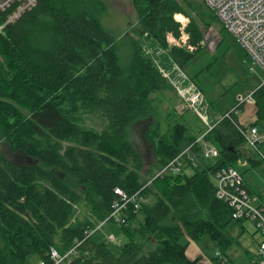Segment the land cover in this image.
Wrapping results in <instances>:
<instances>
[{
  "label": "trees",
  "instance_id": "16d2710c",
  "mask_svg": "<svg viewBox=\"0 0 264 264\" xmlns=\"http://www.w3.org/2000/svg\"><path fill=\"white\" fill-rule=\"evenodd\" d=\"M21 3L0 10V135L33 161L17 165L0 148V264H31L33 253L53 264L52 247L60 254L75 248L67 264H198L186 250L204 235L219 249L215 263L242 247L247 219L233 217L213 179L244 158L262 163L246 151L235 108L205 136L219 151L212 159L193 144L197 136L185 123L164 127L157 120L147 131L154 162L145 169L130 126L158 116L156 97L170 86L153 59L131 38L132 63L123 68L118 36L92 12L102 0H35L13 18ZM132 3L139 32L182 66L206 45L192 0ZM253 94L257 125L264 82ZM192 144L193 165L155 177ZM116 188L144 197L138 211L126 210L127 241L117 243L118 253L88 235L111 211Z\"/></svg>",
  "mask_w": 264,
  "mask_h": 264
},
{
  "label": "rangeland",
  "instance_id": "374dc122",
  "mask_svg": "<svg viewBox=\"0 0 264 264\" xmlns=\"http://www.w3.org/2000/svg\"><path fill=\"white\" fill-rule=\"evenodd\" d=\"M23 1V4L27 3V0ZM102 1L105 5L103 7H92V12L108 31L118 36L121 48L120 60L124 69L128 70L132 63L131 38L141 43L145 53L153 59L159 69L171 67V56H169L168 52L157 44L151 43L145 38L144 34L139 32L137 16L132 0ZM192 1L194 5L197 6V9L196 13L191 12V14L195 16L198 21L202 19V21L199 22L201 27L206 30L207 39L206 45L182 67L187 75L195 78L203 89L208 101L210 115L211 111L216 115L224 114L237 105L235 99L237 94L245 96L249 93L250 89L254 90L264 82V72L260 69L251 71L248 68L252 63V58L247 55L236 37L224 27L222 20L212 11L204 0ZM177 16L182 17L180 21H182L183 24L187 23V17L182 14H178ZM183 39H186L185 36ZM170 41L171 43H179L176 39L172 38ZM170 86L156 97L157 100H159V115H151L147 118L138 120L130 126L132 142L143 155L145 169L150 168L154 162L152 145L146 138V132L156 124L157 120L163 122L164 127L168 125L171 126L175 122L181 121L194 130L201 126L204 128V124L200 118L189 110L185 102L181 100ZM241 112L242 110L239 111L238 115H240ZM248 113H251V111H247L246 114ZM249 120L250 123L248 124L255 123L257 120L256 114L251 115ZM90 124L93 126L95 125L94 122L91 121ZM257 126L260 131H263L264 120L259 121ZM0 148L17 164L28 162V157H26L22 151L14 150L11 144L1 135ZM246 148L250 149L248 146H246ZM244 161L245 160H241L237 162L235 167L242 173L244 182L247 183L255 193L260 194L261 201H264V162L253 166L250 163L247 164V159L246 164ZM156 170L158 169L156 168ZM62 175L64 174L62 173ZM213 179L215 181V177H213ZM68 180L72 185L75 184L77 189L80 188L73 178L70 177ZM245 225L246 230L240 239L242 247L235 245L229 251L228 255L222 256L224 260L216 264H250L249 258L251 256L249 255L251 253L257 258L258 255L254 253H256V249L262 237L257 233L258 231H256V227L252 220L247 219ZM110 235H114L117 242L124 243L127 241L121 224L117 221H105L100 228H97L93 232V236L96 240H106L110 248L118 253L119 247L117 242L107 240V237ZM209 242H212L209 236L204 235L200 239L199 245L209 252L214 253L216 251L215 249L207 247ZM208 255L211 258L215 256V253L214 255ZM28 259L31 264L39 263V256L35 253L31 254ZM60 264H67V262L63 261Z\"/></svg>",
  "mask_w": 264,
  "mask_h": 264
},
{
  "label": "built area",
  "instance_id": "2783aa9c",
  "mask_svg": "<svg viewBox=\"0 0 264 264\" xmlns=\"http://www.w3.org/2000/svg\"><path fill=\"white\" fill-rule=\"evenodd\" d=\"M13 1H22L13 18L18 16L26 8L35 4V0H0V10H4ZM212 11L222 20L224 27L231 32L248 56L252 58L249 66L251 71L260 69L264 72V0H204ZM162 75L169 81L177 95L185 102L186 106L194 111L204 124V130L200 132L193 144L202 145V155L207 159L216 158L219 155L218 148L205 140V136L225 118L231 117V112L216 115L213 119L209 112L208 101L204 91L197 81L187 75L181 64L171 59V67L160 69ZM254 90H250L245 96L239 94L236 98L237 105L234 107L238 115L241 106L254 102ZM239 107V108H238ZM233 108V109H234ZM237 109V110H236ZM232 110V109H231ZM239 133L245 139L246 145L264 162V130L260 131L257 125L241 123L234 120ZM188 145L173 160L159 169L155 177L166 173H179L188 162L193 161L195 155L193 146ZM192 164V162H191ZM193 165V164H192ZM217 196L221 198L233 210V217L252 220L256 230L262 237L258 245L257 254L260 256L258 264H264V205L259 203V198L250 193L244 182L242 173L235 166L220 168L214 175ZM151 182V181H150ZM119 194L118 199L113 203L111 211L104 220L88 232L93 234L94 230L100 228L105 221H117L120 224L126 222V210L132 208L138 211L144 201L140 193L130 194L123 189L116 188ZM107 240L117 242L114 235L107 237ZM81 241H78L80 244ZM120 244L119 242H117ZM75 248L60 254L55 248H51L53 264H60L69 258ZM215 255L220 256L217 252ZM224 260V259H223ZM40 264H47L41 260Z\"/></svg>",
  "mask_w": 264,
  "mask_h": 264
},
{
  "label": "crops",
  "instance_id": "0c3cea01",
  "mask_svg": "<svg viewBox=\"0 0 264 264\" xmlns=\"http://www.w3.org/2000/svg\"><path fill=\"white\" fill-rule=\"evenodd\" d=\"M177 16V15H176ZM175 39V38H173L172 36H170L169 37V40L170 39ZM206 39H207V37H206ZM206 39H205V41H206ZM177 40V39H176ZM171 42V41H170ZM157 57V56H156ZM168 60H169V58H168ZM196 80V79H195ZM197 81V80H196ZM198 83V82H197ZM199 84V83H198ZM200 85V84H199ZM172 87V86H171ZM201 87V86H200ZM172 89H173V87H172ZM174 90V89H173ZM203 90V89H202ZM250 90H253V89H250ZM174 92H175V90H174ZM176 93V92H175ZM239 94H237V96H238ZM237 98V97H236ZM235 98V99H236ZM191 112H194V111H192L191 109H189ZM247 111H251V113H248V114H246L247 113ZM195 113V112H194ZM196 114V113H195ZM242 114V115H241ZM241 116L240 115H238L237 116V119L241 122V123H245V124H248V123H250V116L251 115H255L256 114V106H255V104L254 103H246L244 106H243V108H242V112H241ZM197 115V114H196ZM215 116H216V114H214V113H212V111H211V117L212 118H215ZM188 126V125H187ZM150 129V128H149ZM148 129V130H149ZM147 130V131H148ZM191 131H193L195 134H196V136H198L199 135V133L201 132V131H203L204 130V128H203V126H201V127H199L198 129H196V130H194V129H190ZM130 138H131V133H130ZM146 138H147V132H146ZM147 140H148V138H147ZM131 141H132V139H131ZM149 141V140H148ZM134 144V143H133ZM152 145V144H151ZM247 146V145H246ZM136 147V146H135ZM152 149H153V145H152ZM138 150V149H137ZM139 151V150H138ZM248 153H249V156H250V149H247L246 150ZM140 152V151H139ZM140 154H141V156L143 157V155H142V153L140 152ZM143 160H144V158H143ZM242 160H245L244 162H245V164H246V162H247V164L248 163H250V161H249V159H247V161H246V159H242ZM241 161V160H240ZM251 164V163H250ZM246 184V187H247V189L250 191V193L251 194H253V195H256V196H258V198H259V203L260 204H263L264 205V201H261V195L260 194H257V193H255L254 191H253V189L247 184V183H245ZM140 219H143V215L141 214V216H140ZM257 231V230H256ZM258 233V232H257ZM261 242V241H260ZM259 242V243H260ZM120 243V242H119ZM259 245V244H258ZM207 247L208 248H212V249H215L216 251L214 252L215 254L219 251V249L215 246V244L213 243V242H209L208 244H207ZM257 250H258V248L256 249V253H254V254H256V255H258L257 254ZM205 252H207V253H205ZM214 253H211V252H209L207 249H205V248H203L202 246H200L199 245V242H196V241H194V240H192V239H190V243H189V245H188V248H187V250H186V254H187V256L190 258V259H195V258H197V257H200L201 259H200V261H199V263L198 264H216V263H213V261H212V259L209 257V255L208 254H213L214 255ZM249 256H251L249 259H250V264H255V262H257L258 260H260V256L258 255L257 256V258H255L254 256H253V254L251 253ZM230 260V259H229ZM40 259H39V263L38 264H40ZM230 261H233V260H230Z\"/></svg>",
  "mask_w": 264,
  "mask_h": 264
},
{
  "label": "flooded vegetation",
  "instance_id": "af4514ba",
  "mask_svg": "<svg viewBox=\"0 0 264 264\" xmlns=\"http://www.w3.org/2000/svg\"><path fill=\"white\" fill-rule=\"evenodd\" d=\"M24 155L26 156V157H28V162H26V163H24V164H27V163H29V162H32L33 160H32V158L31 157H29V156H27L25 153H24ZM10 158V157H9ZM11 159V158H10ZM13 162H15L13 159H11ZM16 163V162H15ZM17 164V163H16ZM24 164H17V165H24Z\"/></svg>",
  "mask_w": 264,
  "mask_h": 264
},
{
  "label": "clouds",
  "instance_id": "9594fccd",
  "mask_svg": "<svg viewBox=\"0 0 264 264\" xmlns=\"http://www.w3.org/2000/svg\"><path fill=\"white\" fill-rule=\"evenodd\" d=\"M175 18H176L177 20L182 19V17H180V16H176Z\"/></svg>",
  "mask_w": 264,
  "mask_h": 264
},
{
  "label": "bare ground",
  "instance_id": "6f19581e",
  "mask_svg": "<svg viewBox=\"0 0 264 264\" xmlns=\"http://www.w3.org/2000/svg\"><path fill=\"white\" fill-rule=\"evenodd\" d=\"M185 105V104H184ZM222 113V112H221ZM144 198V197H143Z\"/></svg>",
  "mask_w": 264,
  "mask_h": 264
}]
</instances>
